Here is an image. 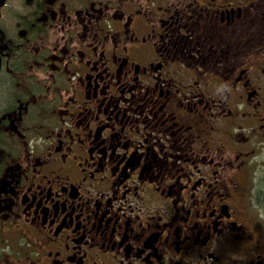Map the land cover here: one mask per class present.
<instances>
[{
	"label": "flooded vegetation",
	"instance_id": "obj_1",
	"mask_svg": "<svg viewBox=\"0 0 264 264\" xmlns=\"http://www.w3.org/2000/svg\"><path fill=\"white\" fill-rule=\"evenodd\" d=\"M262 6L0 0V264H264Z\"/></svg>",
	"mask_w": 264,
	"mask_h": 264
},
{
	"label": "trees",
	"instance_id": "obj_2",
	"mask_svg": "<svg viewBox=\"0 0 264 264\" xmlns=\"http://www.w3.org/2000/svg\"><path fill=\"white\" fill-rule=\"evenodd\" d=\"M261 15L259 16L258 25L252 29L251 33L254 35H264V6L261 7Z\"/></svg>",
	"mask_w": 264,
	"mask_h": 264
},
{
	"label": "rangeland",
	"instance_id": "obj_3",
	"mask_svg": "<svg viewBox=\"0 0 264 264\" xmlns=\"http://www.w3.org/2000/svg\"><path fill=\"white\" fill-rule=\"evenodd\" d=\"M258 185H259V181L253 179L251 187L248 190V193H256V192H258L259 191Z\"/></svg>",
	"mask_w": 264,
	"mask_h": 264
},
{
	"label": "bare ground",
	"instance_id": "obj_4",
	"mask_svg": "<svg viewBox=\"0 0 264 264\" xmlns=\"http://www.w3.org/2000/svg\"><path fill=\"white\" fill-rule=\"evenodd\" d=\"M4 39V38H3Z\"/></svg>",
	"mask_w": 264,
	"mask_h": 264
}]
</instances>
